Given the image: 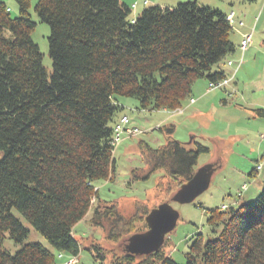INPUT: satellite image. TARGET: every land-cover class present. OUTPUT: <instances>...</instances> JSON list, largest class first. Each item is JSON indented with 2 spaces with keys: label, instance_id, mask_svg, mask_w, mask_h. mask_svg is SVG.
<instances>
[{
  "label": "trees",
  "instance_id": "16d2710c",
  "mask_svg": "<svg viewBox=\"0 0 264 264\" xmlns=\"http://www.w3.org/2000/svg\"><path fill=\"white\" fill-rule=\"evenodd\" d=\"M14 3L18 17L0 2V264H55L80 254L73 231L88 212L93 223H109L112 243L135 232L147 214L140 204L131 217L115 202L94 206L97 186L113 180L119 97L136 99L137 109L149 113L179 108L197 80L227 78L219 64L240 49L226 13L196 1L147 7L129 19L132 7L121 0H37L35 15L50 28L48 76L31 37L30 2ZM157 129L166 142L156 149L138 143L147 172L139 178L135 169L134 178L163 171L178 188L208 149H187L171 137L172 125ZM260 190L253 202L209 209L214 236L197 235L184 264H264V182ZM12 211L50 248L24 243L29 229ZM6 235L20 245L14 253L3 247ZM87 250L97 264H179L162 247L140 258L96 242Z\"/></svg>",
  "mask_w": 264,
  "mask_h": 264
},
{
  "label": "rangeland",
  "instance_id": "374dc122",
  "mask_svg": "<svg viewBox=\"0 0 264 264\" xmlns=\"http://www.w3.org/2000/svg\"><path fill=\"white\" fill-rule=\"evenodd\" d=\"M36 1L29 0L30 7L27 15L28 19L36 23L31 37L32 41L38 45L40 54L43 55L42 64L49 76L52 65L49 54H47L46 39L50 34V28L47 24L41 23L35 15ZM121 1L132 7L129 19L134 18L136 12L147 7L173 8L178 3L196 1L198 6H208L223 13H235L236 22L242 21L244 24L242 27H238L236 24V30L230 36L237 47L240 46L242 35L252 34V42L248 45L249 51L242 52L240 50L239 52L236 48L235 53L231 55L233 58L237 54L238 58L236 61L232 60V72L228 76L227 86L212 89L206 78L200 79L206 83L205 93L225 92L224 100L226 102L221 103L217 110H211L207 112L208 114H200L193 120L186 121V125L179 124L176 128L177 131L174 129L171 135L174 140L186 144L189 150H195L196 144L208 149L207 152L200 154L195 170L206 164H218L216 172L210 178L209 188L190 204L171 202L173 193L180 187L177 188L172 181L165 177L162 178L163 171L151 173L145 179L140 180L134 178L133 174V171L137 169L136 172L140 178L147 172V168L139 156L138 143L144 142L156 149L166 142V133L156 128L161 119L155 113L163 112V115L174 116L184 112L183 105L173 110H159L149 113L137 109L136 99L119 97V104L123 106V110L115 116L118 119L117 124L121 116L127 117L130 121L125 127L137 129L138 133L131 134L123 131L120 134V142H117L114 147L112 156L115 160L113 180L100 183L97 186L99 191L94 206L100 202L102 204L104 201L115 202L118 206L117 209L123 216L131 217L136 211V204L145 206L142 212L146 211L148 214L151 209L159 204L169 202L171 207L179 213V219H177L175 229L166 235L161 247L167 255L171 256L172 260L184 264L188 245L197 235H202L204 241L214 236L208 232L210 229L206 223L209 209L220 208L222 205L226 208L229 205L236 206V203L239 202L245 204L253 202L263 187L264 115H259L257 110L264 111V0ZM145 1L146 4H144ZM0 2L11 10V17H18V6L14 0H0ZM221 65L229 66L228 61L219 64V66ZM186 101L190 104L195 102L193 98H188ZM170 125L161 123V126ZM190 128L192 132L188 133ZM258 164L261 165L259 171L256 170ZM244 185L246 191H243ZM11 213L22 222L23 226L29 229L28 237L25 238L24 243H41L50 248L47 241L23 217L15 211ZM91 219L92 211L88 212V215L77 223L73 231V237L82 244L80 254L60 257L55 264H97L92 254L87 250L91 242H96L105 249L121 254L123 249L125 251L127 239L132 234H142L147 230V226L142 220L143 222L137 224L135 232L124 234L117 243H112L106 238L110 228L109 223L102 220L103 228V226L93 223ZM3 240V247L9 253H14L19 249L20 245L9 240L7 235ZM140 257L138 256V258Z\"/></svg>",
  "mask_w": 264,
  "mask_h": 264
},
{
  "label": "water",
  "instance_id": "95a60500",
  "mask_svg": "<svg viewBox=\"0 0 264 264\" xmlns=\"http://www.w3.org/2000/svg\"><path fill=\"white\" fill-rule=\"evenodd\" d=\"M218 168L216 163L206 164L195 170L194 174L180 188L173 193L171 202L176 204H190L210 186L213 174ZM164 202L151 209L145 216L147 230L134 233L125 244V251L135 256H147L158 251L163 245L166 235L172 232L179 219V213Z\"/></svg>",
  "mask_w": 264,
  "mask_h": 264
},
{
  "label": "crops",
  "instance_id": "0c3cea01",
  "mask_svg": "<svg viewBox=\"0 0 264 264\" xmlns=\"http://www.w3.org/2000/svg\"><path fill=\"white\" fill-rule=\"evenodd\" d=\"M138 6V5H137ZM10 10V9H9ZM143 10V9H141ZM141 10H139L141 12ZM139 11L135 13V17L137 15H139ZM11 12V10H10ZM228 13V12H227ZM249 51V50H247ZM238 58L237 54H235L233 56V58H231V56H229L226 61H236V59ZM233 62V61H232ZM220 69L223 71V73L225 74H230V72H232V66H220ZM205 86L206 83L203 80H197L194 85L191 87L192 88V93L190 96V99H194V103L190 104L188 103V101L185 100V103L183 104L184 107V112L181 114H177L174 116H167V115H163V112H159V113H155V115H159L158 117L161 119L159 121V123L157 124L158 127L161 126V123H163V125H168L171 124L173 126V128L176 130L177 126H179V124H185L186 121L189 120H193L196 116L200 115V114H208L207 112H210L211 110L214 109H218V107L221 106V103L224 104L226 102V100H224V94L225 92H211V93H205ZM225 107V106H224ZM130 121V119H129ZM186 125V124H185ZM156 127V128H158ZM185 127V126H184ZM187 131V129H186ZM191 128L189 129L190 133ZM238 204V203H236Z\"/></svg>",
  "mask_w": 264,
  "mask_h": 264
},
{
  "label": "built area",
  "instance_id": "2783aa9c",
  "mask_svg": "<svg viewBox=\"0 0 264 264\" xmlns=\"http://www.w3.org/2000/svg\"><path fill=\"white\" fill-rule=\"evenodd\" d=\"M146 3L147 2L145 1L144 4H146ZM235 19H236V15H235L234 12H230V13L226 14V20L225 21H228L229 25L231 26V28L233 30H236V28H235V25L236 24H237L238 27H242L244 25L242 21L236 22ZM251 42H252V34H244V35H242V40L240 42V46H238V47H239V49L242 52H245L247 50V48L249 47L248 45H250ZM232 64H233L232 61H228V65L229 66H231ZM227 78L222 79V80L218 81L217 83L209 82L208 85L210 87H212V89H214V88H221L222 86H227L228 85L227 84L228 83L227 80H229V77H227ZM127 123H129L128 118L127 117H124V116H121L119 123L118 124L117 123L115 124L114 129H113L114 130V137H113V142H112V143H114V146L117 145V142H120L119 141L121 139V137H120L121 135L120 134L123 131H126V132L131 133V134L138 133V130L137 129H133V128L127 129L125 127V125ZM256 170L257 171L261 170V165L258 164L256 166ZM242 188L245 190L246 189V186L244 185ZM221 208L222 209H225L226 206L223 205Z\"/></svg>",
  "mask_w": 264,
  "mask_h": 264
}]
</instances>
